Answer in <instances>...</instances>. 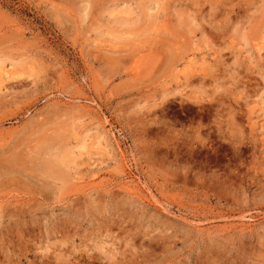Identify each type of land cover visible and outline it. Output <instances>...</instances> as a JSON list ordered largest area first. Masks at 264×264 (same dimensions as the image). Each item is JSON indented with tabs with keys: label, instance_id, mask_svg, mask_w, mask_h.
<instances>
[{
	"label": "rangeland",
	"instance_id": "rangeland-1",
	"mask_svg": "<svg viewBox=\"0 0 264 264\" xmlns=\"http://www.w3.org/2000/svg\"><path fill=\"white\" fill-rule=\"evenodd\" d=\"M0 264H264V0H0Z\"/></svg>",
	"mask_w": 264,
	"mask_h": 264
},
{
	"label": "bare ground",
	"instance_id": "bare-ground-1",
	"mask_svg": "<svg viewBox=\"0 0 264 264\" xmlns=\"http://www.w3.org/2000/svg\"><path fill=\"white\" fill-rule=\"evenodd\" d=\"M59 152H61V151H59ZM54 156V155H53Z\"/></svg>",
	"mask_w": 264,
	"mask_h": 264
}]
</instances>
